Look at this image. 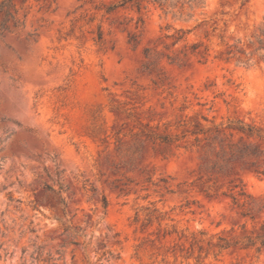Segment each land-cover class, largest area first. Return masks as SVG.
Returning a JSON list of instances; mask_svg holds the SVG:
<instances>
[{"label":"rangeland","instance_id":"1","mask_svg":"<svg viewBox=\"0 0 264 264\" xmlns=\"http://www.w3.org/2000/svg\"><path fill=\"white\" fill-rule=\"evenodd\" d=\"M11 4L0 264H264V0Z\"/></svg>","mask_w":264,"mask_h":264},{"label":"trees","instance_id":"2","mask_svg":"<svg viewBox=\"0 0 264 264\" xmlns=\"http://www.w3.org/2000/svg\"><path fill=\"white\" fill-rule=\"evenodd\" d=\"M12 6L11 0H2L0 2V12L3 13V19L1 28L6 29V23L13 19L12 13L10 12L9 8ZM241 129H244L243 127H240ZM244 244L246 246H257V249H260V247L264 246V220L259 224L258 226V232L255 235H248L245 237ZM220 242L217 243L219 247H228L230 245V241L226 238L219 237ZM195 243L194 236L192 237V241L190 243V246H192ZM191 253H188L186 256L188 257Z\"/></svg>","mask_w":264,"mask_h":264}]
</instances>
